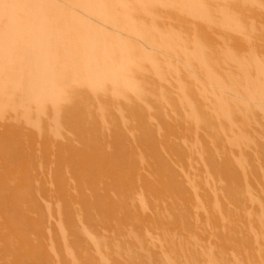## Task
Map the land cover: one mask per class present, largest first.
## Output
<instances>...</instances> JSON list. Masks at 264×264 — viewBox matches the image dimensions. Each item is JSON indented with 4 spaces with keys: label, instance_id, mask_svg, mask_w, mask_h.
<instances>
[{
    "label": "rangeland",
    "instance_id": "374dc122",
    "mask_svg": "<svg viewBox=\"0 0 264 264\" xmlns=\"http://www.w3.org/2000/svg\"><path fill=\"white\" fill-rule=\"evenodd\" d=\"M56 3L0 5V264H264V0Z\"/></svg>",
    "mask_w": 264,
    "mask_h": 264
},
{
    "label": "bare ground",
    "instance_id": "6f19581e",
    "mask_svg": "<svg viewBox=\"0 0 264 264\" xmlns=\"http://www.w3.org/2000/svg\"><path fill=\"white\" fill-rule=\"evenodd\" d=\"M55 1L58 2V0H55ZM66 1H68V0H59V3H56V4L63 5L66 3ZM80 1H87V0H80ZM42 2H43V0H0L1 6H7L10 8V17H13V19L16 21V24H13L9 28L8 37H12V36L16 35L17 32H23L24 31L23 30L24 28H22V26H21V24L23 23L22 21L24 19L25 20L28 19L30 21L33 18H35V16H33L34 14H37L40 16V13L42 12V8L39 7V4H41ZM87 5H89V4L87 3ZM39 10H41V11H39ZM38 12H40V13L38 14ZM37 15H36V18H37ZM26 17H28V18H26ZM177 18L179 20H182V21H183V19H185V18L180 19L181 17H178V16H177ZM34 21H35V23H32V22L31 23L36 24L37 20L35 19ZM27 23H29L31 25L30 22H27ZM1 37H2V35H0V38ZM2 43H5V42H3V40H0V52L13 50V48L16 46V45H11V44L2 45ZM36 48H37V46L35 43L32 47V50H36ZM20 52L17 54L19 55ZM27 56H28V58H32V57H29V55H27ZM27 56H26V58H27ZM16 58H17V56H16ZM30 60H32V59H30Z\"/></svg>",
    "mask_w": 264,
    "mask_h": 264
}]
</instances>
